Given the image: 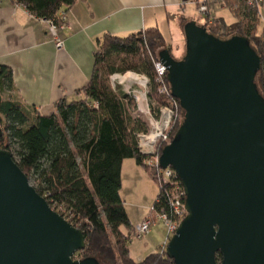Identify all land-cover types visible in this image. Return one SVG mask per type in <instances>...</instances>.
I'll use <instances>...</instances> for the list:
<instances>
[{
    "label": "water",
    "instance_id": "obj_1",
    "mask_svg": "<svg viewBox=\"0 0 264 264\" xmlns=\"http://www.w3.org/2000/svg\"><path fill=\"white\" fill-rule=\"evenodd\" d=\"M182 32V57L158 53L183 111L160 165L176 171L187 210L166 254L174 264H264L262 56L245 35L219 36L195 20ZM86 245L0 150V264H103L77 258Z\"/></svg>",
    "mask_w": 264,
    "mask_h": 264
},
{
    "label": "trees",
    "instance_id": "obj_2",
    "mask_svg": "<svg viewBox=\"0 0 264 264\" xmlns=\"http://www.w3.org/2000/svg\"><path fill=\"white\" fill-rule=\"evenodd\" d=\"M16 1L36 17L55 20L60 25V11L69 9L77 0ZM218 1L234 12L236 22L226 26L215 17L210 22L207 16L204 25L219 36L240 34L250 38L262 56V69L257 77L264 95V32L258 31L263 23L264 2ZM163 44L164 37L158 27L125 37L103 35L94 54L90 81L78 93L82 98L69 103L59 101L57 112L47 116L23 106L18 99L3 97L16 88L12 69L0 63L3 127L0 150H9L24 174L35 181L33 187L50 207L83 231L87 245L77 254L79 259L95 257L103 264H174L163 248L142 261L130 256L128 243L135 227L121 194L122 166L127 158L134 159L154 181V172L146 165L137 138L138 133H148L149 126L140 116L133 115L137 108L135 100L111 84L115 73L140 72L150 79L149 98L159 105H168L167 97L159 93L154 70V59L158 58ZM182 113L180 106L179 117L169 132L171 139L181 126ZM165 145L162 140L158 142V153ZM158 193L154 206L171 214L164 193L159 190ZM218 257L220 261L222 256Z\"/></svg>",
    "mask_w": 264,
    "mask_h": 264
},
{
    "label": "crops",
    "instance_id": "obj_3",
    "mask_svg": "<svg viewBox=\"0 0 264 264\" xmlns=\"http://www.w3.org/2000/svg\"><path fill=\"white\" fill-rule=\"evenodd\" d=\"M195 8L191 0H77L65 9L67 25L60 33L65 45L59 49L44 19L31 14L21 2L0 0V63L13 71L16 99L41 115H52L59 101L69 103L82 98L78 93L90 81L94 54L103 35L125 37L158 27L164 37L162 47L169 48L173 44L163 29H177L180 43L183 23L194 20ZM209 13L210 22L215 17L232 26L237 20L234 12L218 0L209 4ZM262 22L259 33L264 32V17ZM132 163L128 158L124 160L121 194L125 178L132 176ZM135 163L137 171L144 170Z\"/></svg>",
    "mask_w": 264,
    "mask_h": 264
},
{
    "label": "built area",
    "instance_id": "obj_4",
    "mask_svg": "<svg viewBox=\"0 0 264 264\" xmlns=\"http://www.w3.org/2000/svg\"><path fill=\"white\" fill-rule=\"evenodd\" d=\"M215 0H191L197 5V12L206 14L209 16V4ZM260 4L264 0H249L250 4ZM185 4V2H183ZM263 16V14H262ZM59 17L62 20L60 25L55 20H45L47 24V31L53 38L57 48L61 49L65 45L64 39L61 37V31L67 25L66 11H60ZM155 71H156V83L160 85L159 93L165 95L168 99V105H159L149 98L150 79L147 75L138 77L142 82L144 88L143 92L135 90L131 92L133 98L137 101L139 111L137 116H147V124L149 126L148 133H138L137 138L139 140V149L142 154L146 156V165L152 169L154 182L158 186V190L164 193L166 202L169 203L171 208V214L166 213L164 209L158 211L154 205L149 208L146 217L138 223L132 230V236L141 238L144 235L150 233L153 225L158 222L164 223L167 227L166 241L162 248L166 250L165 246L169 240L173 237L174 233L180 226L182 220L187 215L186 203H185V191L176 171L171 167L164 169L160 165V153H158L156 145L160 140L168 144L170 142L169 132L172 128V123L179 117L180 103L173 96L170 89V82L167 79V67L161 59H154ZM154 109L158 111L155 112Z\"/></svg>",
    "mask_w": 264,
    "mask_h": 264
},
{
    "label": "rangeland",
    "instance_id": "obj_5",
    "mask_svg": "<svg viewBox=\"0 0 264 264\" xmlns=\"http://www.w3.org/2000/svg\"><path fill=\"white\" fill-rule=\"evenodd\" d=\"M196 9V8H195ZM195 21L203 22L206 19V14L197 12V9L195 10L194 15L192 16ZM264 17V16H263ZM197 22V23H198ZM163 28V27H162ZM164 34L168 41H170L173 46L171 47L173 49L174 55L178 57H182L185 51V41L184 38L180 43H177L179 41V36H177L178 30L173 28L171 29L165 26ZM184 41V43H183ZM163 49L162 47H160ZM160 49V50H161ZM128 74H135L142 76L140 72L136 71H126L125 73H115L111 77V84L115 88H119L123 91L129 94L133 98V94L131 92L135 90H140V92L144 91V88L142 86V82L139 81H123V83L120 80V77L126 76ZM139 77V76H138ZM3 97L5 99H14L16 100L15 92L9 91L4 93ZM135 100V98H133ZM154 101V100H153ZM136 105L137 101L135 100ZM155 104V101H154ZM139 111V106L137 105L136 111L133 113L135 116L136 113ZM141 118L144 119L147 123V116L141 115ZM173 124V123H172ZM171 124V125H172ZM173 127V125H172ZM172 129V128H171ZM172 141L170 137V142ZM170 142L168 144H170ZM167 145V144H166ZM129 160H133V169H132V176H128L125 178V185L124 190L122 192L124 199H126V208H127V214L130 216L131 222L133 227H135L140 221L144 219L146 214L149 211V208L154 205L153 203L156 201L158 196V186L156 183L152 180L151 176L146 173L145 170L140 171L136 169V160L129 158ZM132 162V161H131ZM137 172H136V171ZM135 175H139L140 177H136ZM31 184H35V181L31 180ZM137 184V187L135 188V185ZM140 217H143L140 219ZM166 226L164 223L158 222L157 224L153 225L150 233L144 235L141 238H137L134 236H131L130 241L128 243V249H130V256L132 259L136 261H140L147 257L148 255L153 254L154 252H157L161 250L164 242L166 241Z\"/></svg>",
    "mask_w": 264,
    "mask_h": 264
},
{
    "label": "bare ground",
    "instance_id": "obj_6",
    "mask_svg": "<svg viewBox=\"0 0 264 264\" xmlns=\"http://www.w3.org/2000/svg\"><path fill=\"white\" fill-rule=\"evenodd\" d=\"M138 76L135 74H128L126 76L120 77L121 82L123 83V81H138Z\"/></svg>",
    "mask_w": 264,
    "mask_h": 264
}]
</instances>
